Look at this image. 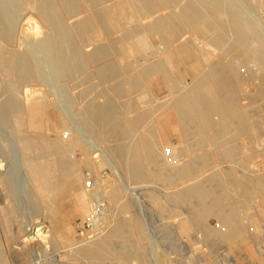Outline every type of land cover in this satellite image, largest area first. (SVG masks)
<instances>
[{"label":"bare ground","instance_id":"6f19581e","mask_svg":"<svg viewBox=\"0 0 264 264\" xmlns=\"http://www.w3.org/2000/svg\"><path fill=\"white\" fill-rule=\"evenodd\" d=\"M181 1L0 0V82L7 84L6 88L13 91V95L0 99V114L5 119L9 116L14 117L18 129L23 125L25 129L33 130L32 133L25 131L26 133L16 135L15 145L18 149L15 150V158L17 165L24 163L26 168L24 171L39 192L42 203L47 205L46 208L49 207L52 212L51 208H55L56 198L68 194L74 200L76 211L85 215L86 220L92 210L91 195L99 198L102 196L116 202L120 199L119 195L124 187L113 180L112 187L106 190L103 187L105 179L97 174L94 178L95 187L85 188L83 185L85 174L74 166L70 158V151L83 140L82 135L77 133L75 135L72 132L69 139H47L44 129L49 125L45 122V116L52 103L47 100L48 97L39 95L40 91L37 90L39 93L37 94L35 89L27 86L38 84L45 79L40 63L41 56L44 57L42 60L49 61L48 65L52 63V71L62 88L65 87L67 80L78 73H89L87 69H90V64L91 70L100 79L107 82L110 79L114 80L109 86L113 92L102 104L96 102L88 104L83 112L81 111V115L84 116V123L89 130L95 133H99L100 130L107 131V137L110 139L107 144L108 151L118 159L124 176L128 179L127 188L130 189L135 183L152 184L157 180L167 186L180 181L181 183L177 182L175 189L173 187V190L167 189L166 194L162 196L167 195L169 203L170 201L175 203L176 209H173L175 211H178L179 207H185L182 211L185 215L177 220L176 224L182 235L189 234L194 228L200 230L203 238L208 241L214 240L222 244H231L238 240L246 242L248 225H254L253 229L255 225L258 226L255 211L250 213L247 212V208H243L244 206H239V202L232 197L229 189L235 188L234 191L239 197L245 199L254 198L257 194L261 198L258 202V212L264 215V171L260 173L256 171L257 173L253 174L249 172L255 170L249 172L242 170V174L239 175L238 167L242 166L241 169L243 167L245 169L247 166L246 160H238L236 157L239 145L234 142L228 143L227 140H217L230 123L234 130L237 129L245 136L243 138L249 139L251 143L254 141L256 144L264 143L260 138V132L264 130V116L256 115L258 111L256 108L249 109L240 104L243 97L249 98L250 103L256 98L264 97V20H259L255 15L245 11L246 7L255 9L257 2L263 0ZM167 8L169 11H163ZM25 11L32 14L26 17ZM23 16L30 26L33 37L29 36L28 39L24 37V47L21 48L15 46L13 42L17 36V25ZM29 29L26 31L29 32ZM187 33L190 35H186ZM153 37L159 39V47L154 45ZM90 45L93 46L89 47ZM87 46L89 48H86ZM185 54H192L195 58L192 66L195 75L190 80L178 81L172 72V68L175 67L172 64L173 59ZM150 55L155 58L149 59ZM125 56L135 58L138 66L133 61L120 65L116 59ZM152 79H159L162 84L172 89L169 102L165 101V104L163 101L164 109L166 107L168 109H163L159 115L156 114L157 109L154 113L151 107H147L129 116V112L136 110V105L143 103L138 102L140 99L135 103L134 93L141 89L145 90L148 80ZM256 81L258 85L254 94L243 93L246 84L252 86ZM19 87L21 88L16 92ZM143 95L142 97L136 95L137 99L148 96ZM151 113L154 116H151ZM150 116L152 122L149 120ZM50 120L51 128L59 129L66 122V117L53 113ZM219 122L223 124L214 129L213 126ZM212 128L214 131L211 132ZM169 129L179 133L183 146L169 142ZM197 134H203L202 139L211 141L209 143L217 148V152L210 153L206 151L207 149L205 151L199 149L207 145L201 146L204 142H201L202 144L196 141L188 142ZM3 143L0 146L5 149ZM167 144L172 148L170 154L167 153ZM197 149L202 152L196 153ZM262 152L264 153V148ZM1 153L2 151L0 187L7 192L11 203L0 211L4 215L5 227L8 228L10 225V229L12 225L9 214L19 210L17 202L21 195L17 190L19 182L14 171L13 175L8 171L11 164ZM223 158H226L229 165L216 162L219 169L216 170L214 166L215 170L212 173L202 177L205 174L200 173L201 171H205L212 162ZM91 161L89 158L84 162L94 166ZM97 162L102 165V158ZM17 165L16 169L20 168ZM192 179L194 181H191ZM153 185L145 186L150 189L148 195L151 199L156 198L152 192L154 188H151ZM117 206L120 212L128 211L130 208L125 201L119 202ZM169 207L163 203L161 211H173L168 210ZM105 215L109 216L108 213ZM211 215L218 217L221 226L219 229H213L206 224V219ZM118 218L112 219L101 234L82 240L64 238L59 234L57 239L67 242L68 249L64 255H59V261L61 262V259L64 261L57 263L55 260L54 264H78L79 259L76 261V258L97 260L105 258L111 260V264L112 262L130 264L134 258H139V255H142L139 248L143 247H136L137 238L136 242H129L127 238L129 234L134 233L140 241V236H143L142 226L133 215L131 218ZM23 231L27 234L26 237L10 238L11 240L7 238L6 240H10L7 244H17V247L20 244L25 248L28 240L33 239L35 234H38L42 241L46 240L48 234L41 224L32 225L30 229L25 226ZM260 231L258 229V232ZM20 250L18 252L22 251ZM3 258L4 255L0 252V263L6 261ZM68 259L72 261L75 259L78 263L67 261ZM176 261L172 260L174 264L179 263Z\"/></svg>","mask_w":264,"mask_h":264},{"label":"rangeland","instance_id":"374dc122","mask_svg":"<svg viewBox=\"0 0 264 264\" xmlns=\"http://www.w3.org/2000/svg\"><path fill=\"white\" fill-rule=\"evenodd\" d=\"M181 2H183V0ZM263 2L260 1L259 2L260 4L257 2V4L255 5V9H252L251 7H246L245 11L247 13L255 15V17L258 18L259 20L260 19L264 20V3ZM176 8L178 9V6ZM167 10L169 11L168 8L166 10L164 9L163 11L166 12ZM24 14L27 17L32 13L25 11ZM26 23H27L26 18L23 16L22 19L19 20V24L17 25V31H16L17 36H16L15 42H13L15 43V46L23 48L24 47L23 42L25 38L28 39L30 37H33V35L30 33V29H29L30 26L28 25V23L27 24ZM42 27L43 29L45 28L44 26ZM28 29H29V32L26 31ZM186 35H190V33H187ZM152 41L156 47H159L160 41L158 38L153 37ZM92 46L93 45H90L89 47H92ZM89 47L87 46L86 48H89ZM152 56L153 55H150L149 59L155 58L154 56L153 57ZM41 57L44 58L43 56ZM42 58H41L40 63L42 66V70L45 74V79L42 80L38 84H30L27 87L28 88L32 87V89L36 90L37 94L40 93L39 95L46 96V98L48 97L47 100H49L50 103H52L50 104V107L46 110L45 122L47 125H49V127H45L44 135L49 140H57L60 138L69 139L71 137L72 132L75 133V135L77 134L80 136L82 135L83 140H80L79 143L75 145L73 149L70 151V158L74 166L76 168H79L85 174L84 179H83V185H85V188H87L86 187L87 179H89L90 177L95 178V175L97 174L101 176V178L105 179L103 183V187L106 190L112 187V182L114 181L119 182L124 187V189L122 188V191L119 195L120 199H118V201L113 202V201H110L108 198H105L106 208H107L106 214L108 213L109 216L106 217L105 215L104 217V229L103 230H105V227H108L110 225V223L113 221L112 219H114L115 217L116 218L118 217L119 218H131L132 215L136 219V221H138L137 223H139L142 226L143 236L142 237L140 236V239H141L140 241H139V238L134 235V233H131V235L129 234L127 238L129 239V242L130 241L136 242L135 239L137 238L138 242H136V247L137 248L143 247V249L139 248L142 251L140 252V254L142 255L141 256L139 255V258H134L133 261L130 262V264L131 263L133 264H163V263L164 264H174L173 262H177L176 260H178L179 262L177 264H185V263L186 264H211V263L212 264H218V263L219 264H223V263L224 264H264V215H261L258 212V208H259L258 202L261 201V198L257 194L254 196V198L250 197L249 199H245L244 197H239V194H237L234 191L235 188H231L233 191L229 189V192L232 195V197L233 198L235 197L236 200L239 202V206L241 205V206H244L243 208H247V212L255 211V218L258 221V226L255 225V229H253L254 225L253 226L252 224L248 225L247 227L248 230H247V233L245 234V238L247 239L246 242H242L238 240L231 244H227V243L222 244V243H216L214 242V240L208 241L203 238V234L200 230H196L194 228L191 229L189 234L182 235L179 232V229L176 224L178 223L177 220L179 221L185 215V214H182L183 213L182 211L183 209H185V207H179L178 211L177 210L175 211L173 210V209H176L175 203L172 201H170L169 203V199L166 197L167 195H164L165 198H167V200L164 198V196H162L163 194H166L165 191L167 189L173 190V188L177 186V182L178 183H181V182L177 181L176 183H174V185L171 184L170 186L168 185L169 186L168 187L167 185L163 184V182H161L160 180L159 181L157 180L156 182H152V184L150 182L149 183H135L130 186L131 187L130 189H128L126 186L128 179L125 178L124 173L122 171V167L120 163L118 162V159L113 157L111 153L108 151L107 144L110 139L107 137L108 136L107 131L100 130L99 133H95L89 130L86 124L84 123L85 118L83 115H81L83 112V109L88 104H91L92 102L93 103L96 102L98 104H102L103 102H105V100L110 96L109 94L113 92V89H111L109 86L113 84L114 80L110 79L107 82V81L100 79L96 75V73L91 70L92 67L89 64L90 69H87L89 73L87 72H82L83 74L78 73L71 79L67 80V82L65 83V87L62 88L60 87L59 79L54 76V73L52 71L53 69L52 63L48 65L49 61L45 59L46 60L45 62V60L44 59L42 60ZM132 58L133 57L129 58L128 56H125L122 58L119 57L116 60L118 63H120V65L122 64L125 65L127 61H133V62L136 61L135 58L133 59ZM194 63H195V58L192 54H185L183 56L174 58L173 63H172L175 66L174 68H172L174 78L178 81H180V79L181 81L192 79L195 75V72L192 67ZM135 65L138 66V63L135 62ZM5 78H8V76H5ZM56 80L58 81L56 82ZM0 84H1L0 85L1 87L0 88V99H4L7 95H10V94L13 95V91L9 90L8 87L6 88L7 84H4L2 82H0ZM257 85H258L257 81L252 86L251 84L250 85L246 84L244 88L245 92L243 93L247 92L248 94L249 93L254 94L256 92ZM20 88L21 87L17 88L15 91L18 92L17 90ZM37 90L38 92L39 91L40 92L38 93ZM145 90L141 89V91H137L134 93L140 97L144 96L143 94H147L148 96H145L144 97L145 99L144 98L142 99L140 97H138L137 99L136 95L133 97L135 99V103H137L136 101H138L139 99L140 100L138 102L143 101V103L136 105L135 107L136 110H134L133 112H129L128 113L129 116H133L137 111L145 109L147 107H151L154 110V111L152 110L154 113L156 112V109H157L156 114L158 113L159 115L162 114L161 111H163L165 107V105L163 104V101L164 103L165 101H167V103L169 102L168 99H170L171 97L170 93L172 89L169 86L162 84L161 80L152 79V80H148V86L145 87ZM140 92H143V93L141 94ZM144 102L146 103L144 104ZM150 102L151 103L153 102V103L151 104ZM251 103H250L249 98H244V97L240 101V104L243 107L249 108V109L256 108V110H258L256 115L264 116V105H263L264 97L258 98V99L256 98L253 101L252 105H248ZM160 107H161V110H160ZM165 109H168V108L166 107ZM53 113H56L58 115L62 114V115H65L66 117V122L59 129L51 128L50 123L52 122V120L50 119L53 116ZM67 113L69 116L67 115ZM152 113H151V116L154 114ZM0 116L2 117V118L0 117V144L4 142L3 145L5 148L3 149V146L2 147L0 146L1 147L0 151H2L3 154L2 153L1 154L3 155V157H5L11 164L10 167L8 168L9 169L8 171H11V174L10 172H8V174L13 175L12 171H14V175H16L17 182H19L17 184V190H18V193H20L19 195H21V197L19 196V200L17 202L19 205V210H17L16 212L14 211L10 213L9 215L11 217L8 215V217L11 218L10 224L12 226L10 227V229H12L13 231L9 229L10 225H8V228L5 227L4 215L1 214L2 211H0V214H1L0 215L1 217L0 219V231H1L0 232L1 234L0 235V252H2V254L4 255L3 260L4 259L6 260L1 263L2 264H5V263L6 264H10V263L11 264H29V263L30 264H33V263L34 264H39V263L48 264V263L53 262L54 264L55 260L56 262L60 260L59 255H62V254L64 255L66 250L68 249L67 242L62 241L59 238L57 239V236L59 234L64 236V238L66 237L72 238L73 240H76V241L80 240V238L81 240L86 237L88 238L91 235L93 236L94 234L92 233L89 227L83 224V222L85 221V217H84L85 215L76 211L74 200L68 194H62L56 198L55 208H51L52 212H50L49 207L48 209L46 208L47 205L42 203V199H41L39 192L36 190L35 186L29 180V177H27L28 175L24 171L26 170L25 165H23L24 163L22 162L20 165H17V160L15 158L16 157L15 150L18 149L15 145L17 143L16 135L24 133L25 131L28 133H32L33 130L31 129L27 130L25 129L23 125L21 128L18 129V127L15 125L14 117L9 116L7 119H5L1 114ZM151 116L149 118L150 122L153 121V119H151ZM222 124L223 122L221 123L219 122L215 124L213 128L215 127L214 129H216ZM213 128L211 129V132L214 131ZM227 129L225 132H222L224 134H222L217 141L227 140L228 143L234 142L235 144L239 145V151L236 157L238 158V160H246L247 166H245V169H243L244 167L241 169L242 166H239L238 174L241 175L243 172L242 170L247 171V172L255 170V172H249L253 174L257 173L256 171H258V173L263 172L264 171V153L262 152V148H264V143L260 142L256 144L255 141L251 143L249 139L243 138L245 136L240 134L237 129L234 130V127L230 123L227 125ZM230 129H232V131H230ZM263 131L264 130L260 132L261 134L260 138L264 140ZM168 135L170 139L169 142H172V143L174 142L173 144L177 143L178 146L179 145L183 146V143L181 145V142H180L181 138L177 131L173 129H169ZM201 136H203V134H197L196 136L194 135L192 139L188 140V142H195V141L198 143L204 142L203 144L201 143L202 144L201 146H203L204 144H207V145H204L203 146L204 148L199 147V149L201 150L203 149L202 151H205L207 149L206 151L210 153L215 152V151L217 152V148L215 149V147H213L212 144H210L211 141L206 140L204 138L202 139ZM179 142L180 144H178ZM166 146L172 149L171 147H169L171 146L170 144H167ZM259 146L261 148H257ZM199 149H197L198 152L196 153L202 152ZM260 152L263 154H261ZM89 158H91L92 160L91 162L94 164L95 167L93 165H89L84 162L86 159H89ZM101 158H102V163H103L102 165L98 164L97 162ZM216 162H218V164L220 163L225 166L229 165L226 158H223L220 161L212 162L210 166L205 168L206 169L205 171L200 172V173H203V175L205 174V176H202V177H206L207 175L212 173V171L215 170L213 168L214 166L216 167V170L219 169L217 167L218 164ZM15 165H17L20 168L17 167L18 169H16ZM191 181H194V179H192ZM109 185L111 186L109 187ZM146 185L147 187L149 185H153L151 186V188H154L155 191L153 189L152 192L155 193L156 195L155 196L156 198H152L154 200H152L150 196L148 195V191L150 189H147V187H145ZM154 186H156L157 188ZM1 187H0V210L3 207L5 208V206L7 205L9 206L11 203L10 197H7V192H5L4 189L2 190ZM28 193H29V196H27ZM23 197L24 198L27 197V198L24 199ZM90 200H91V203L93 204V201H95V197L91 195ZM122 201H125L126 203H128L130 207L128 211H125V212L119 211L117 204ZM163 203L167 207L170 206L168 210L171 209L173 211L162 212L161 205ZM171 204L174 206H172ZM17 220H18V223H17ZM2 222H3V225H2ZM218 222H219L218 217L215 215H211L206 219V224L213 229H216V228L219 229L221 227ZM39 224L44 225L45 233H48L45 241L44 240L42 241L38 237V234H35V237H33V239L28 240V243L27 245H25L26 246L25 248H22L20 244H19V247H17V244H14V245H11V243L10 245L7 244L11 240L10 238L20 239L21 237L22 239L23 236L27 235L23 231L25 226L26 228L30 229L32 225L36 226ZM258 229H260L261 231L258 232ZM7 231L8 233H6ZM12 233L15 234L14 237ZM30 233H33V232L31 231ZM7 238H9L10 240L9 241L6 240ZM19 249H21L22 251L20 250L21 252H18ZM32 249H34V251ZM24 251L26 253H24ZM4 253L6 254L8 253V254L6 255ZM27 254H29L28 256L30 259L28 258ZM5 256L6 257L9 256V257H7L6 259ZM52 258H56V259H52ZM8 259L10 260V262ZM48 259L50 260V262H48L49 261ZM78 259H79L78 262L82 264L84 263L85 264H101V262L102 264H111L110 262L111 260L109 259L106 260L105 258L103 259L99 258L98 260L95 258H87V259L86 258H76V261ZM90 259L91 260L93 259L95 261L93 260L91 261ZM73 260L74 261L68 259L67 261H70L73 263L76 262L75 259ZM212 260L213 262H211ZM62 261L64 260L61 259V262L59 261V263H62ZM112 264H115V263L112 262Z\"/></svg>","mask_w":264,"mask_h":264},{"label":"built area","instance_id":"2783aa9c","mask_svg":"<svg viewBox=\"0 0 264 264\" xmlns=\"http://www.w3.org/2000/svg\"><path fill=\"white\" fill-rule=\"evenodd\" d=\"M167 153H171V149L167 148ZM86 187L88 189H93L95 187V180L90 177L86 181ZM101 198V199H100ZM95 196V201L93 202V207L90 216L83 222L87 227H89L94 234L93 236L100 234L104 229V217L106 214V202L104 197ZM83 225V226H85ZM92 235L90 237H93Z\"/></svg>","mask_w":264,"mask_h":264}]
</instances>
